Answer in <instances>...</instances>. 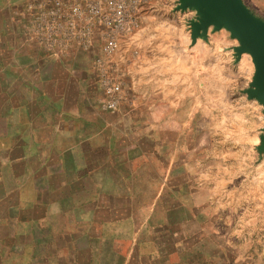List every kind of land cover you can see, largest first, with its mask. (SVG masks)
I'll use <instances>...</instances> for the list:
<instances>
[{
  "label": "crops",
  "instance_id": "0c3cea01",
  "mask_svg": "<svg viewBox=\"0 0 264 264\" xmlns=\"http://www.w3.org/2000/svg\"><path fill=\"white\" fill-rule=\"evenodd\" d=\"M173 5L150 3L102 55L96 37H39L28 2L0 0V264H232L179 240L178 214H194L199 137L240 158L257 136L254 66L225 29L192 43ZM210 182L202 207L224 189Z\"/></svg>",
  "mask_w": 264,
  "mask_h": 264
},
{
  "label": "rangeland",
  "instance_id": "374dc122",
  "mask_svg": "<svg viewBox=\"0 0 264 264\" xmlns=\"http://www.w3.org/2000/svg\"><path fill=\"white\" fill-rule=\"evenodd\" d=\"M20 1H26L30 5L33 12L32 29L39 37L44 34L58 40V36L61 35L68 40L76 38L75 35L80 28L84 26L89 28V25L79 22V13L75 10L80 3L79 0ZM81 2L86 5L89 0ZM257 4L259 8H253L257 13L255 16L264 20V0H257ZM171 7L186 25L185 29L188 32L191 19L196 18L195 10L181 9L179 0H174V5ZM227 34L230 35L228 31ZM232 39L237 45V40L233 37ZM258 105L257 136L248 147L243 143L240 158L231 151L226 152L227 149L223 146L220 135H214L209 142L199 137L198 166L195 167L198 174L194 179L192 194L194 214L189 215L188 212L186 215L185 210H180L178 214L179 240L188 242L203 240L204 251L215 256L216 261L227 260L232 264H264V200H261L264 197V184L261 179L264 175V151L260 152L257 149L260 146V135L264 134V110H261L264 105L259 102ZM242 140L250 142L246 134H242ZM209 180L213 184H225L224 189L220 193L211 194L214 201L209 207L207 205L202 207L209 193L202 183ZM250 219H255V223L247 224ZM222 242L227 245L229 251H223L217 246Z\"/></svg>",
  "mask_w": 264,
  "mask_h": 264
},
{
  "label": "water",
  "instance_id": "95a60500",
  "mask_svg": "<svg viewBox=\"0 0 264 264\" xmlns=\"http://www.w3.org/2000/svg\"><path fill=\"white\" fill-rule=\"evenodd\" d=\"M179 7L196 12V18L190 22L192 43L197 38L207 40L210 28H224L237 40V45L232 47L234 55L248 54L254 66L253 78L245 93L264 105V20L257 18L242 0H179ZM257 149L264 151V134L260 135Z\"/></svg>",
  "mask_w": 264,
  "mask_h": 264
},
{
  "label": "built area",
  "instance_id": "2783aa9c",
  "mask_svg": "<svg viewBox=\"0 0 264 264\" xmlns=\"http://www.w3.org/2000/svg\"><path fill=\"white\" fill-rule=\"evenodd\" d=\"M79 1L75 7L79 22L89 28H80L75 37L80 41L96 37L102 55H110L119 39L139 25L149 4L157 0H89L86 5ZM104 69L99 76L103 109L114 110L122 98V82Z\"/></svg>",
  "mask_w": 264,
  "mask_h": 264
}]
</instances>
